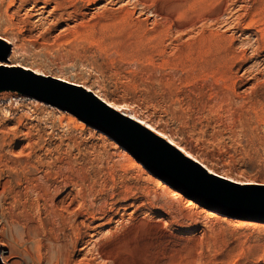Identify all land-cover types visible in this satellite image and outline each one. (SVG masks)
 <instances>
[{"label":"rangeland","instance_id":"rangeland-1","mask_svg":"<svg viewBox=\"0 0 264 264\" xmlns=\"http://www.w3.org/2000/svg\"><path fill=\"white\" fill-rule=\"evenodd\" d=\"M25 1L30 0H18L10 10L13 19L24 17L33 2H39L31 0L23 9ZM54 1L44 15L45 27L18 23L24 28L20 41L23 44L19 54L21 66L0 67V71L19 78L17 82L23 88L16 96L18 99L34 100L51 112L73 115L78 119L77 125L82 121L83 130L78 129L74 134L76 144L94 148L99 154V161L92 169L95 177L98 176L97 188L92 193L96 198L91 199L97 205L105 200L113 203L106 213V219H113L101 228L96 227L101 220L87 222L90 229H84L83 237L88 240L92 234L103 236L109 231L115 232L109 241H104L113 263L98 260L96 264H264V222L240 213L241 205L229 199L204 195L193 185L186 188L166 177L162 163L176 169L182 165L189 175L199 171L185 153L180 155L179 151L171 150L167 139L163 143L147 127L141 129L137 123L131 124L129 112L128 116L127 113L122 116L101 101L95 102L87 92L52 78L83 77L87 83L99 87L108 99L133 105L145 119L171 133L213 168L216 175L222 176L207 177L210 181L234 191L264 192V0H157L158 7L175 10L168 15L170 18L156 14L151 0L145 6L138 0H99L88 8L79 2L83 6H77L83 15L70 19L66 14L58 24L55 21L60 11L53 15L56 3L66 4L64 9L71 14L72 9L78 8L71 7L69 0ZM102 9L109 15L107 24H113L118 18L120 21L109 28L96 26L94 42L102 41L104 50L99 51L88 42L79 44L71 40L70 34L79 30L76 26H82L83 33L84 23L94 25ZM126 9L130 17L124 18ZM185 20L197 24L184 32L173 29L170 39L161 44L162 54L148 48V39L156 24ZM203 33L225 38L227 43H233L235 52L246 58L244 63L234 66V72L249 79L237 87L240 99L231 105L225 104L218 113H208L206 107L208 102L216 100L219 90L200 88L191 76L177 74L175 67L172 68L176 48L198 41ZM1 39L0 60L9 61L12 45ZM8 48L10 53L4 58ZM169 81L174 83L173 91L167 87ZM241 99L245 101L240 102ZM77 101L81 102L80 106L90 108L96 118L88 119L82 114ZM38 114L43 124L37 121L33 124H39L38 129L50 134L49 124L54 117L41 109ZM55 133L59 139H54L53 147L65 134L60 128ZM135 139L144 144L151 160L162 162V167L155 163L151 168L136 155L131 147L145 152ZM76 153L73 152L72 160ZM127 181L130 184L138 181L152 191L166 193L164 200L169 199L171 203L165 205L161 198L141 194H131L130 200L124 202L121 185ZM65 196L61 194L57 202ZM246 221L251 222L246 224ZM2 254L9 256L14 264H35L22 248L14 249L10 255L8 247L0 246V260ZM86 259L88 256L79 251L74 256L76 262Z\"/></svg>","mask_w":264,"mask_h":264},{"label":"bare ground","instance_id":"bare-ground-1","mask_svg":"<svg viewBox=\"0 0 264 264\" xmlns=\"http://www.w3.org/2000/svg\"><path fill=\"white\" fill-rule=\"evenodd\" d=\"M69 1L72 5L70 2L68 5L70 4L71 7L73 6V8L76 7L78 9L75 11L72 9L73 12L71 14V12L69 13L64 9L66 4L56 3L53 8V15L60 11V13H58V21H55L57 24L61 23V20L63 22L66 14L70 19L73 17L77 18L78 15L82 16L83 11L79 9L77 6L78 4L82 3L88 8L96 4L99 0ZM148 1L150 0H138V3L145 6ZM151 1L156 14L165 15L166 18H170L168 15L170 13L173 14V12L175 13V10L171 12V9L158 7L157 0ZM17 2L18 0H0V38L12 45V54L9 57V61L0 60V67L21 66L19 64L21 63V55L19 54L20 50L23 49V44H21L20 41L22 40L24 28L20 27L18 23L22 22L21 26L22 24H29L30 27L38 25L44 26V22L46 21H43L46 17H44V15L50 4H53L55 1H25L23 9L28 6V4H31V2L34 4L25 12L26 14L23 13L25 14L24 17H19L16 20L10 16V10L14 8ZM105 11L103 10V13L101 12L96 16L97 19L96 22L94 21V25H90V23L86 25L84 23L85 26L83 25V28H85V31L82 28L84 31L83 33L80 31L82 26H76L79 30L76 28L78 31L75 30V33L70 34L71 40L78 43L88 42L90 43L89 46L93 44L98 47L99 51H103L102 41L94 42L95 39L93 35L95 34L94 32H98L95 31L96 26H100L102 29V27L109 28V25L112 24L109 22V24L106 23V18H108L109 15H107V11ZM183 13L187 14V11ZM129 15L130 13L126 9L123 12V17L127 18ZM182 15L183 14H181V16ZM65 19L67 20V18ZM118 19H116L115 22L112 20V26H116L117 23L120 22L117 21ZM33 20H35V22ZM104 22L108 26H106ZM57 24L55 26H58ZM162 24L155 25L147 45L150 50L158 51L161 54V44L170 39L168 36L173 29L184 32L193 28L197 23L185 20L179 23L169 22V24ZM105 28L103 30H105ZM74 29L70 30L74 31ZM113 30L115 32L114 28ZM78 45L75 46L78 48ZM176 49L173 59L175 65L173 64L172 68L175 67L174 70L177 74L191 76L195 84L200 85V88L210 87L219 90L216 93V100L207 103L206 111L208 113H214V111L218 113L225 104L231 105L235 101L238 102L240 98L236 93L237 87L239 84H245V81L247 82L249 79H247L248 76L244 78V76L234 72V66L244 63L246 58L244 54L235 52L233 43H227L226 39L221 36L211 37L203 33L198 41L182 45L181 48ZM79 54L80 52L77 56H79ZM184 64L186 65L185 69ZM251 73L248 74L253 76L254 74ZM45 76L48 75L45 74ZM52 78L65 81L70 83V86L87 92L95 102L101 101V103L110 110L119 112L118 114L122 115L127 113L128 116L129 112V118L132 120L130 122L131 124L135 123L136 125L137 123L136 126L141 129L147 127V130H149L148 132L154 134L161 142L164 143L166 142L164 139H167V143H169L168 147L171 150H177L179 154L181 152L183 155L185 153L187 157L193 161L195 167H198L194 163L197 162L201 166H205L209 173H216L213 168L208 166L201 158L182 145L171 133H168L165 129L145 119L133 105L125 102H114L108 99L99 87L87 83L86 79L83 77L74 76L73 80L58 76H52ZM182 79L183 78H180V80ZM166 84L170 91L174 90L173 82L169 81ZM18 95L19 91L13 89L0 91V246L3 248L4 246L8 247L10 249V255L14 254V249L22 248L26 253L25 255H28L30 260L35 264H96L98 260L113 263L114 260L111 261L110 251L106 246L107 242L104 243V241L114 235V230L113 233L109 231L108 235L102 233L103 236L101 233L92 234L90 235L91 238L88 240H85L83 237L84 229H90L88 224L93 220H101V223L96 226L97 228L104 227L112 222L113 218L110 217L106 219V213L113 203H109L105 200V203L101 204V202V205H97L93 199H91L96 198L92 193H94L95 188H97L96 183L98 182L96 178L98 176L95 177L96 174H94L92 169L94 164L99 161V154L96 153L94 148H89L84 144H76L74 134L78 129L83 130L82 121L79 120V125H77L76 122L78 119L73 115H66L62 111L51 112L49 109L47 110L46 107V109H44V106H42V108L40 102L34 100H20L16 97ZM241 100L240 102L245 101ZM40 109L48 112L54 117L53 122L49 124L52 129V132H49L50 134L46 133L44 130L38 129L37 127H39V124L38 126H36L37 124H33L34 121L43 124L41 116L38 114V110ZM59 128L62 132H65V134L60 136L59 144H53L57 145L53 147L52 142L57 138L55 132ZM64 138H66V140ZM18 147L19 150L16 151ZM74 151H77V155H75L72 160L71 156ZM179 167L181 168L178 169L179 171L184 174H190L184 166L179 165ZM227 177L225 178L228 179ZM121 189L124 202L130 200L131 194L134 196L141 194L146 197L161 198V200H164V196L166 195V193L160 194L157 191H152V189L141 185L138 181L134 184H130L129 181L123 182ZM84 190H86V192ZM64 193L66 196L61 201L57 202L58 197ZM88 197L91 199V202ZM167 200L168 201L164 200L166 203L165 205L171 203L169 199ZM87 203H89V205H87ZM97 212H99V216ZM250 222L246 221V224H250ZM78 251L80 254L82 253L88 256V259L76 262L74 256ZM1 256L0 264H14L10 262L9 256L3 254Z\"/></svg>","mask_w":264,"mask_h":264},{"label":"water","instance_id":"water-1","mask_svg":"<svg viewBox=\"0 0 264 264\" xmlns=\"http://www.w3.org/2000/svg\"><path fill=\"white\" fill-rule=\"evenodd\" d=\"M9 53H10V48H8V51L5 53V55H3V57L6 58L9 55ZM16 77H17L16 74H7L3 71H0V91L9 88L13 90L22 91L23 86L17 82L19 78ZM76 103H79V105L77 104L80 107V108L78 107V109H80L79 111H82L81 112L82 114L85 113L86 114L85 116L88 119L96 118L92 110H90V108L80 106L81 105L80 101H77ZM121 140L123 143L128 144L127 141H125V139H121ZM136 140L137 139H135V141ZM137 142L140 145L139 147L143 150L144 147L142 145L144 144L139 140H137ZM131 148L136 153V155L140 157L151 168L154 166L155 163L157 165H160V163H162L151 160V158L149 157L150 155L145 149H144L145 153H142L140 151H137L133 147ZM194 163L198 166L197 169L199 172L192 175L184 174L178 169L170 167L169 165H165L163 163L161 165L166 170L164 171L166 177L172 178V180H174L177 184L186 186V188L189 187L188 185L190 184L196 187L204 195L210 197L221 196L223 198L229 199L230 201L237 203L239 206L241 205L239 210L240 213H245L244 215L247 217H251V218L256 217V221L258 222H264V192L254 193L252 191H234L230 188L219 185L208 179L209 177L214 178L215 176H217L216 174L209 173L206 170V168L202 167L199 163L197 162Z\"/></svg>","mask_w":264,"mask_h":264}]
</instances>
